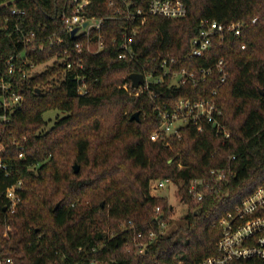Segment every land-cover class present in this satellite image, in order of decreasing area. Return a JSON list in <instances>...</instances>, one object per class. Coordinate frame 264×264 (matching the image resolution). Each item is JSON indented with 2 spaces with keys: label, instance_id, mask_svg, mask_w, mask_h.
Wrapping results in <instances>:
<instances>
[{
  "label": "trees",
  "instance_id": "obj_1",
  "mask_svg": "<svg viewBox=\"0 0 264 264\" xmlns=\"http://www.w3.org/2000/svg\"><path fill=\"white\" fill-rule=\"evenodd\" d=\"M185 1L184 17L149 16L134 38V57L127 59L119 57L118 41L131 24L107 19L104 49L86 54L83 70H66L53 57L60 48L70 47V35H64L62 47L51 48L48 40L43 51L40 46L42 38L61 31L67 0H0V72L7 59L25 47V69L46 64L21 80L18 74L25 102L3 139L4 161L12 172H0V250L13 264H196L215 254L221 217L264 186V0ZM14 9L25 13L15 14ZM88 13L110 15L108 0H92ZM204 19L223 24L241 20L246 27L241 37L214 36L204 57H190L191 40L200 34ZM159 54L174 56L177 68L189 70L223 58L230 75L221 85V75L214 70L196 85L169 87L167 79L149 90L132 89L131 73L159 72L153 62ZM79 76L86 80L85 94L79 91ZM216 88L230 139L216 135L211 125L199 131L191 124L181 128L180 138H150L160 125L156 104L206 98ZM51 109L68 115L44 130L43 114ZM135 112L139 119L131 120ZM16 143L24 146V160ZM212 169L233 177L217 192L194 199L191 181L208 177ZM163 178L176 184V196L187 211L152 239L144 253H137L136 232H159L151 223L156 207H162L165 217L173 210L167 197L151 194V181ZM21 179L22 200L10 214L4 192Z\"/></svg>",
  "mask_w": 264,
  "mask_h": 264
},
{
  "label": "built area",
  "instance_id": "obj_2",
  "mask_svg": "<svg viewBox=\"0 0 264 264\" xmlns=\"http://www.w3.org/2000/svg\"><path fill=\"white\" fill-rule=\"evenodd\" d=\"M92 5V0H67L63 11V22L61 31L53 32L42 38L40 50L45 49L44 41H49V47H62L66 43L64 35H70L72 42L70 47H63L57 50L54 60L65 65L66 70H83L85 68V55L96 54L105 47L103 28L107 19H118L128 22L130 27L121 31L120 55L122 59L134 57V38L142 25L145 24L149 16H165L180 18L187 15L188 6L185 0H108V7L111 14L105 17L90 15L88 10ZM13 13L23 14L24 10L14 9ZM256 18L253 19V22ZM85 23H87L85 25ZM79 28L73 36L72 31ZM246 23L244 21H232L230 23H219L204 19L201 21V31L190 43V57H204L212 48L213 37L218 35L223 39L226 34H233L241 37L244 33ZM116 40V38H115ZM30 38L26 39L28 43ZM36 47L33 46L34 50ZM245 48V45H242ZM27 47L17 55L11 56L6 61L4 71L0 72V172L11 173V168L4 161L7 150L3 139L6 137L11 126L13 114L20 109L25 102L24 93L18 90L19 83L16 78L21 75L20 80L33 73L37 66L27 65ZM19 60L25 62L18 64ZM154 65L159 70L158 73L148 71L144 74L145 83L132 89L139 91L149 90L152 84H163L169 79V87H181L188 83L199 84L207 81L208 76L214 70L221 75L220 85L224 83L230 72L223 58L217 63L208 67H200L196 70H189L187 67L177 68V60L169 54H159L153 58ZM81 94L88 92L87 83L83 76H79ZM129 83L125 84L128 87ZM216 88L212 95L206 98L192 100L180 98L169 106L167 103L156 104L160 116V125L150 135L153 141H167L171 136L181 137V128L189 124L195 126L199 131H203L206 125H211L216 135L224 140L231 138V132L223 122V109L217 101ZM155 96V95H154ZM181 122V123H178ZM21 149L20 159H25L24 146L16 143ZM235 158V157H233ZM233 177L232 173H227L222 169H212L208 177L196 178L191 181L190 193L196 200H202L208 191H218L224 184ZM169 185H176L172 179L163 178L151 181V186L155 191L164 189ZM23 180H18L9 186L4 196L7 201L5 209L13 214L18 204L22 200ZM156 196V195H154ZM162 197V196H159ZM170 215L164 216L162 207L157 206L155 216L151 223H156L158 231L150 228L148 232L140 230L136 232L139 240L138 252L144 253L149 242L156 238L159 233H164L168 228ZM132 224V221L130 222ZM221 236L216 243V252L196 264H233L237 260L260 259L264 260V186L257 187L250 195L245 197L235 208L221 217L218 221ZM147 236L146 240H143ZM143 240V241H142ZM0 264H13V258L6 256L0 250ZM85 264H97L96 261H89Z\"/></svg>",
  "mask_w": 264,
  "mask_h": 264
},
{
  "label": "rangeland",
  "instance_id": "obj_3",
  "mask_svg": "<svg viewBox=\"0 0 264 264\" xmlns=\"http://www.w3.org/2000/svg\"><path fill=\"white\" fill-rule=\"evenodd\" d=\"M45 68H46L45 63L38 65L36 67L37 70H44ZM67 115H68V112H64L60 109H51V110L46 111L43 114V118L46 121V125H45L44 130H49L50 128H52L54 126V124L56 123V121L59 118L65 117ZM178 123H181V122H178ZM75 164H77V163H75ZM177 188L178 187L176 185H169L164 189H160L158 191H155L151 186V194L152 195L167 197V199L169 200V203L173 207L172 208L173 210L170 214V221H172V223L168 224V229L173 227L175 225V223H178L180 221V219L183 217V215L185 214V212L187 211V206L183 202H181L176 196ZM125 224H126L125 221L120 222V228L123 229L125 227ZM130 225H132V224H130ZM106 231H108V229ZM135 240H136V238L134 239V241ZM138 243L139 242L136 241L137 245H138ZM137 253H139L138 250H137ZM97 264H101V263H97Z\"/></svg>",
  "mask_w": 264,
  "mask_h": 264
},
{
  "label": "water",
  "instance_id": "obj_4",
  "mask_svg": "<svg viewBox=\"0 0 264 264\" xmlns=\"http://www.w3.org/2000/svg\"><path fill=\"white\" fill-rule=\"evenodd\" d=\"M87 23H85L86 25ZM78 27L75 28L73 31H72V35L74 36L76 34V32L78 31ZM129 79L132 81V85L133 87H139L140 85L144 84L145 83V77H144V74L143 73H131L129 75ZM38 92H40V89H37ZM139 112H135L132 116H131V120H134V119H139ZM74 169H75V172H78L80 167L78 164H75L74 165ZM59 206V204L56 205V208Z\"/></svg>",
  "mask_w": 264,
  "mask_h": 264
}]
</instances>
